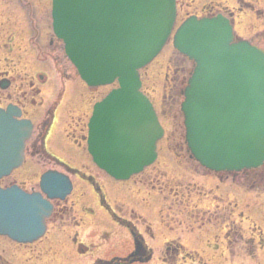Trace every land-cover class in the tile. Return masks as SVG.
<instances>
[{"label":"water","instance_id":"1","mask_svg":"<svg viewBox=\"0 0 264 264\" xmlns=\"http://www.w3.org/2000/svg\"><path fill=\"white\" fill-rule=\"evenodd\" d=\"M174 0H52L56 37L80 78L91 88L114 80L93 108L87 146L99 169L117 180L138 173L155 159L162 136L148 100L140 93L137 70L159 53L171 31ZM228 22L186 20L173 46L195 63L184 90L186 142L194 158L214 171H239L264 164V55L246 42L232 43ZM0 110V177L22 161L28 122ZM41 192L0 190V235L26 243L39 238L52 206L71 191L58 173L41 178Z\"/></svg>","mask_w":264,"mask_h":264},{"label":"rangeland","instance_id":"2","mask_svg":"<svg viewBox=\"0 0 264 264\" xmlns=\"http://www.w3.org/2000/svg\"><path fill=\"white\" fill-rule=\"evenodd\" d=\"M205 7L231 12L236 35L264 52V0H176L173 30L188 15L201 16ZM171 39L172 35L158 57L139 70L141 92L154 105L165 131L157 143L155 162L141 175L127 182L114 181L94 167L86 153L74 150L73 140L85 135L91 107L116 85L88 89L66 58L62 43L55 38L54 49L49 52L52 60H48L46 68L52 81L42 88L41 97L50 103L61 91L64 99L55 114L53 134L47 144L53 156L82 169L100 184L114 215L130 224L153 257L144 264H264V166L249 171L245 177L218 181L212 175H203L197 164L187 158L181 141L183 98L177 94L171 101L170 93L173 70H183L177 76L185 82L192 67L176 56ZM35 55L31 52L30 59L34 60ZM33 60L21 63L18 68L22 73L41 71L43 65ZM178 143L181 150L172 151ZM52 168L64 172L56 163ZM12 180L28 187L37 183L23 170L3 180L2 185ZM71 180L75 190L67 204L77 227L69 229L61 221H50L45 237L28 246L0 237V264H93L95 260L128 264L112 259H123L134 251L132 236L120 226L122 223H113L100 208L98 197L88 184L74 177ZM72 237L87 248L86 254L79 255ZM177 244L184 251L178 250L175 257L171 254Z\"/></svg>","mask_w":264,"mask_h":264},{"label":"flooded vegetation","instance_id":"3","mask_svg":"<svg viewBox=\"0 0 264 264\" xmlns=\"http://www.w3.org/2000/svg\"><path fill=\"white\" fill-rule=\"evenodd\" d=\"M50 9L51 0H0V85L4 84V88H0V109L6 111L8 106H13L18 111L17 120L31 122L32 134L30 139L25 142L23 163L17 171L23 170L26 176L35 179L41 171L53 169V163L65 165V162L61 161L60 158L53 156L52 149L47 144L53 134L55 114L62 104L63 93L58 92L56 96H53L55 99L50 103H46L41 97L43 95L42 88L52 81L46 72V68L49 67L48 60L51 59L49 52L54 49L55 44ZM202 11L201 16L213 17L221 14L233 24L232 13H227L228 11L223 10V8L219 10L213 7H205ZM31 52L36 53L34 60L43 65L40 66L41 71H34L33 74L22 73L18 67L21 63H28L33 60L29 56ZM76 127H78L77 124ZM73 143L75 151L80 154H87L86 142L82 135H79L78 139H74ZM74 171L77 176L82 177L85 182L100 193V197H103L102 188L93 176L85 175L79 169ZM200 172L203 175H212L218 181L228 178L235 179L239 176L245 177L249 174L248 171L213 173L200 170ZM3 180L6 179L0 180V188L17 184L28 192L35 191L33 185L28 187L26 183L15 182V180L2 185ZM101 207L108 209L104 198L101 200ZM70 214L71 209L67 202L56 203L50 220L72 225L75 219ZM136 238L137 242H141V236ZM72 242L77 244L76 238H72ZM76 247L79 249L77 245ZM175 252L176 250L173 254ZM79 254H83V252H79ZM149 255L146 253V256ZM134 260H142V258L134 255Z\"/></svg>","mask_w":264,"mask_h":264},{"label":"bare ground","instance_id":"4","mask_svg":"<svg viewBox=\"0 0 264 264\" xmlns=\"http://www.w3.org/2000/svg\"><path fill=\"white\" fill-rule=\"evenodd\" d=\"M237 24V23H236Z\"/></svg>","mask_w":264,"mask_h":264}]
</instances>
